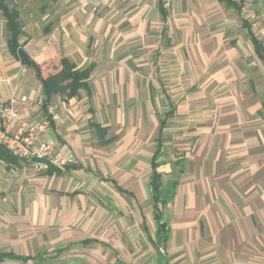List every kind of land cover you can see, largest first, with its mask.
<instances>
[{
    "label": "crops",
    "instance_id": "0c3cea01",
    "mask_svg": "<svg viewBox=\"0 0 264 264\" xmlns=\"http://www.w3.org/2000/svg\"><path fill=\"white\" fill-rule=\"evenodd\" d=\"M101 1L102 14L83 13L79 22L70 20L63 5L50 35L20 40L39 62L64 55L81 70L93 69L79 95L88 108L81 107L79 97L63 102L65 124L44 135L77 154V166L47 164L37 176L27 172L25 165H32L23 159L0 158V254L32 257L4 258L0 264H264V136L251 125L264 100L252 105L247 87L254 63L264 66V61L241 14L219 0H174L171 10H163L159 0ZM234 12L251 42V55L233 34ZM173 30L180 33L174 48L192 49L191 64L213 65L193 78L229 82L230 123L216 121L208 132L204 124L183 123L171 133L172 109L156 111L151 103L156 74L145 72L142 84L128 86L131 97L143 88L148 98L124 111L112 98L120 94L113 72L102 83L95 81L98 68L107 70L99 66L157 63L150 43L166 38L171 44ZM252 30L264 46L253 24ZM201 34L206 35L202 43ZM136 48L149 55L131 56ZM8 51L11 63L1 64V72L14 80L0 84V101L14 92L30 98L43 94L36 76L35 86L27 75L18 78L16 71L24 66ZM183 56L174 61L182 62ZM19 108L22 124L39 119L40 112L28 103ZM188 128L200 139L189 140ZM61 248L67 249L58 254Z\"/></svg>",
    "mask_w": 264,
    "mask_h": 264
},
{
    "label": "rangeland",
    "instance_id": "374dc122",
    "mask_svg": "<svg viewBox=\"0 0 264 264\" xmlns=\"http://www.w3.org/2000/svg\"><path fill=\"white\" fill-rule=\"evenodd\" d=\"M11 6H17L21 12L20 21L23 27V34L21 36V42L26 40V38L33 35L34 37L45 38L50 35L53 29L57 24H59L60 17H58L56 22L54 21V17H56L57 13H61L63 10V5L68 11V15L71 19L79 22L80 15L84 13L93 14L95 16H99L103 11V4L101 2V6L94 11L92 6L90 5V0H7ZM50 10V11H49ZM56 13V14H55ZM152 14V13H151ZM234 23L233 27L235 29L234 36H237L238 42L241 46H243V50L246 54L251 55V46L250 41L241 26L240 16L234 12ZM242 18H247L252 24L253 29L256 35L263 41L264 43V0H246L242 7ZM54 21V22H51ZM123 24H128L127 21H123ZM50 28L48 30L45 29L46 26ZM25 29V30H24ZM173 36L172 45L170 43L166 44V38L162 40L161 43L158 39L157 41H152L150 46L152 48L151 56L157 58V63H153L149 66H143L139 63H127V64H115L112 66H99L104 67L107 70H100L98 68V77L95 78V81L103 82L105 79V74L109 72H113L114 80L113 84L115 89L117 86L120 88V94L118 97L115 95L112 97L118 104L119 110L124 111L127 109H136L137 101H142L148 98V92L143 91L137 88V91L134 92L136 97H131V91L129 90V85L142 84V75L145 72L156 74L153 76L151 81V100L152 106L158 111L159 109L167 108V110H171L169 113V122H172L173 129L169 132L175 133V128L179 126H183L186 124H191L192 126L197 124H204L205 132H208L210 128L215 125V122L220 123V126L225 125L227 122L230 123V113L227 112L226 106L229 104V82L228 81H215L213 79H202V77H194V73H198L197 70L203 72V74H207L213 65L203 64L202 60L198 64H191V48H180L177 50L175 45L180 40V33H177L176 30H173L171 33ZM26 35V37H24ZM206 38V35L201 34V43ZM41 39V40H42ZM178 40V41H177ZM8 35L6 31V20L0 11V65H6L11 63V55L8 51ZM44 41H47L44 39ZM48 43V42H47ZM157 44L158 48H154ZM181 44V43H180ZM45 51V49H42ZM131 56L140 55L139 57L144 58L149 55V51L146 49H135L131 51ZM200 52V51H199ZM184 54V60L182 62H175L177 60L176 57L178 54ZM201 53V52H200ZM208 49L204 50L205 57L207 56ZM202 54V55H203ZM163 59H168L169 63H165ZM202 59V58H201ZM13 60V59H12ZM46 64L44 65V72H52L56 71L58 68L56 65L59 63L57 59L51 62L47 58L44 59ZM53 60V59H52ZM138 58L135 59V61ZM14 62V61H12ZM164 62V63H163ZM255 65V74H252L253 83L247 84L248 88L252 89L253 96L249 97V102H252V105L259 106L260 102L264 100V66L261 63H258L256 60ZM18 74V78L21 76H29L32 79V83L35 84L37 81L34 78V73L25 67H19L16 71ZM134 76V77H133ZM163 78L164 80H158ZM197 76V75H195ZM11 77V76H10ZM135 78V81H133ZM177 78V79H175ZM13 78H4L1 72L0 66V84H9L13 83ZM94 83V82H92ZM26 91H29V87H25ZM80 90L78 89L76 93L69 94L68 91L63 92L62 94H58L54 97L52 101V106H54L58 112L62 115L64 114L61 110L60 106L62 103H69L71 99L77 98L80 95ZM38 93L37 95H39ZM163 95V101H167L168 105L163 107L164 104L160 101V97ZM165 96V98H164ZM83 98L79 97V103L81 107L84 109L88 108V102L82 100ZM165 99V100H164ZM165 101V103H166ZM144 102L140 104V109L143 111ZM166 110V109H165ZM88 116L87 114H85ZM124 117V115H122ZM195 118V119H194ZM256 122H252L251 125H255L258 131H261L264 136V110L260 109L254 115ZM87 120V119H86ZM127 123V119H126ZM184 123V124H183ZM180 124V125H179ZM210 125V128H209ZM189 126V125H188ZM191 126V125H190ZM217 126V124H216ZM200 127V126H199ZM208 127V129H207ZM196 129L188 128L187 136L189 140H199L200 136L195 131ZM200 130H203L202 128ZM193 131H195L193 133ZM198 131V130H197ZM214 131V129H213ZM257 131V132H258ZM90 134L91 139H95L94 131L87 130ZM179 132V131H178ZM199 132V131H198ZM200 133V132H199ZM186 134V133H185ZM201 134V133H200ZM27 172L29 174H36L37 176H42L43 171L36 170L34 167L30 165H25ZM46 264V263H45ZM53 264V263H52Z\"/></svg>",
    "mask_w": 264,
    "mask_h": 264
},
{
    "label": "built area",
    "instance_id": "2783aa9c",
    "mask_svg": "<svg viewBox=\"0 0 264 264\" xmlns=\"http://www.w3.org/2000/svg\"><path fill=\"white\" fill-rule=\"evenodd\" d=\"M246 1V0H245ZM162 7L171 10L174 0H159ZM245 3V2H244ZM92 9L96 11L100 0H90ZM45 96L39 94L18 97L12 93L10 99L0 101V146H3L13 156L23 159L36 170L45 169L51 164L59 169L74 167L79 164V156L70 150H63L55 140H46L44 135L53 128L65 124L63 115L51 104L45 109ZM19 103H28L40 112L39 119L34 124H22V114Z\"/></svg>",
    "mask_w": 264,
    "mask_h": 264
},
{
    "label": "trees",
    "instance_id": "16d2710c",
    "mask_svg": "<svg viewBox=\"0 0 264 264\" xmlns=\"http://www.w3.org/2000/svg\"><path fill=\"white\" fill-rule=\"evenodd\" d=\"M223 2L227 8H233L238 11L242 16V7L245 0H219ZM161 5V4H160ZM161 8L165 10L162 5ZM0 11L2 12L6 20V31L8 35V47L11 54L21 62V64L32 71L39 83L42 86V92L45 96L44 108L46 109L51 103L53 96L62 94L68 91L69 94L76 93L78 89L87 87V80L89 79L93 67L81 70L73 63L68 57L61 55L57 58L58 68L56 71L44 72V65L46 61L39 62L35 60L25 49L24 45L20 42L21 36L23 34V27L20 21L21 12L17 6H11L7 0H0ZM242 18V17H241ZM243 25L249 29L253 44L255 46V51L258 57L264 61V46L259 41L253 30L252 24L248 19L242 18ZM54 60H51V62ZM0 158L5 161H17V157L13 156L8 150L3 146H0ZM161 231H164V224L159 226ZM166 237V236H165ZM167 238V237H166ZM91 241H84L83 244H88ZM67 248H61L58 254L64 252ZM41 256H37L39 259ZM4 258L10 259H20L27 261L32 259L28 256H17L13 253L0 254V260Z\"/></svg>",
    "mask_w": 264,
    "mask_h": 264
}]
</instances>
